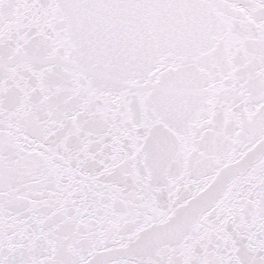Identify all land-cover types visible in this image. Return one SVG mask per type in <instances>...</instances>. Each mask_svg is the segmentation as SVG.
Instances as JSON below:
<instances>
[{"label": "snow or ice", "instance_id": "6c2138e0", "mask_svg": "<svg viewBox=\"0 0 264 264\" xmlns=\"http://www.w3.org/2000/svg\"><path fill=\"white\" fill-rule=\"evenodd\" d=\"M0 264H264V0H0Z\"/></svg>", "mask_w": 264, "mask_h": 264}]
</instances>
